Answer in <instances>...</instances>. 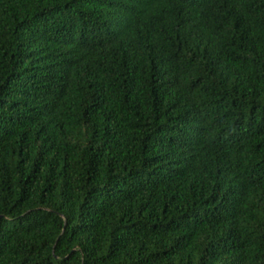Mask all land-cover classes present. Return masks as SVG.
I'll use <instances>...</instances> for the list:
<instances>
[{
  "label": "trees",
  "instance_id": "trees-1",
  "mask_svg": "<svg viewBox=\"0 0 264 264\" xmlns=\"http://www.w3.org/2000/svg\"><path fill=\"white\" fill-rule=\"evenodd\" d=\"M0 264H264V0H0Z\"/></svg>",
  "mask_w": 264,
  "mask_h": 264
}]
</instances>
